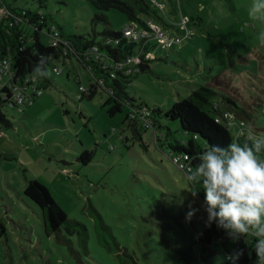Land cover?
Segmentation results:
<instances>
[{
    "label": "rangeland",
    "instance_id": "obj_1",
    "mask_svg": "<svg viewBox=\"0 0 264 264\" xmlns=\"http://www.w3.org/2000/svg\"><path fill=\"white\" fill-rule=\"evenodd\" d=\"M9 1L43 13L41 41L48 46L51 26L66 37L103 31L93 25L98 11L89 0ZM146 1L164 36H192L170 48L152 42L158 43L146 51L152 70L133 79L129 97L166 111L207 77H229L259 111L255 123L264 134V20L249 17L252 0ZM106 15L114 31L129 23L117 10ZM59 67L61 75L48 69L50 87L24 113L2 109L12 127L0 137V220L7 230L0 264H224L231 246L215 224L207 226L202 197L192 195L197 190L173 160L171 145L190 138L179 122L162 115L156 121L160 140L140 127L139 139L125 124L128 108L111 117L102 90L81 100L80 87L94 81L87 69L71 61ZM85 150L95 152L88 165L79 161ZM32 180L50 191L70 220L86 226L87 251L77 240L70 247L46 235L41 209L24 195ZM192 209L199 211L189 219Z\"/></svg>",
    "mask_w": 264,
    "mask_h": 264
},
{
    "label": "trees",
    "instance_id": "obj_2",
    "mask_svg": "<svg viewBox=\"0 0 264 264\" xmlns=\"http://www.w3.org/2000/svg\"><path fill=\"white\" fill-rule=\"evenodd\" d=\"M89 1L98 11L93 19V25L103 26V31L95 32L90 38L66 37L61 28L51 26L47 28V35L50 37L49 29L55 28L60 40L56 45L52 42L50 46L41 41V33L47 26V19L42 12L33 14L29 10L13 7L9 0L3 1V6L10 12V16L0 23V60L7 59L11 62L14 71L11 84L24 87L31 99L24 106H19L12 98L10 84L0 88V133L5 135L4 129L12 127L2 113V109L10 108L19 114L24 113L23 108L31 107L44 95V90L50 87L51 83L47 78L48 69L52 68L54 74L61 75L63 71L59 63L65 64L71 61L80 63L94 78L89 89L80 87L81 100H93L99 90H102L108 95L104 106H110L108 114L111 117L121 113L123 108H128L125 124L139 139H141L138 132L140 127L143 130H153L156 140H160L159 136L162 134L156 128V121L162 115L172 121H178L182 131L190 138L184 144L171 145V150L174 162L175 159L178 160V163H175L186 175L199 163L198 154L212 145L225 147L236 142L242 146H251L257 138L264 137L263 130L255 123L256 114L259 111L254 108V103L242 97L229 77H207V84L196 85L187 98L174 103L166 111L161 108H151L143 102L137 103L135 99L130 98L126 89L130 87L133 79L146 75L152 70L146 51H149L152 45L155 47L158 43L161 45V42L154 40L158 43H148L146 50L143 49V43L130 42L125 39L122 32L111 29L106 13L117 10L126 15L129 22H138L142 29H146V23L152 20L154 10L146 0ZM191 36L192 34L188 33V36L181 38L182 43L177 45L181 46L183 41ZM134 46H140L138 53L133 52ZM95 48H97L96 51ZM137 55L141 58V64L132 69L126 67L128 60ZM56 69L61 70V73L57 74ZM40 92L43 94L39 95ZM144 109L151 112L152 128H146L144 125L142 114ZM261 113L264 115V109ZM94 155L95 152L85 150L79 157V161L83 165H88L93 161ZM258 155L264 158V152ZM191 184L194 189L199 190L198 193L204 201L202 185L194 182ZM24 195L41 209L45 233L48 237L56 236L70 247L75 243L74 240H77L76 243L80 248L88 250L89 232L86 226L70 220L44 185L38 181H28ZM100 226L116 243L110 229L102 219ZM218 230L221 229L215 225V231L218 232ZM208 233L205 239L210 241L211 231ZM221 233L226 236L223 230ZM6 234V226L0 220V240ZM226 238L227 244L231 246L230 253L243 252L238 264H256L253 238L248 237L245 240L241 238L238 242L231 241L227 236ZM100 243L103 244L101 237ZM224 264H230V262L226 260Z\"/></svg>",
    "mask_w": 264,
    "mask_h": 264
},
{
    "label": "clouds",
    "instance_id": "obj_3",
    "mask_svg": "<svg viewBox=\"0 0 264 264\" xmlns=\"http://www.w3.org/2000/svg\"><path fill=\"white\" fill-rule=\"evenodd\" d=\"M248 15L264 20V0H252ZM260 39L264 41V31ZM262 152L264 137L251 146L212 145L198 154L199 163L187 174L188 181L202 185L207 226L215 224L233 242L253 238L256 264H264V158L258 155ZM198 192L191 193L196 197ZM197 211H189L188 218ZM242 255L234 251L226 260L238 264Z\"/></svg>",
    "mask_w": 264,
    "mask_h": 264
},
{
    "label": "built area",
    "instance_id": "obj_4",
    "mask_svg": "<svg viewBox=\"0 0 264 264\" xmlns=\"http://www.w3.org/2000/svg\"><path fill=\"white\" fill-rule=\"evenodd\" d=\"M3 1L0 0V23L4 18H8L10 16V12L7 10L5 6H3ZM146 29L141 28V24L138 22H129L122 31L126 40L134 43H143L144 48L148 43L154 42V40L160 41L161 45H164L167 48L172 47L175 44H181L182 39L177 36L166 37L162 32V29L155 24L153 20H149L146 23ZM49 35L52 38V44L56 45L60 40L58 32L55 28L49 29ZM97 48H95V51ZM141 64V58L139 55L132 57L128 60L126 67L132 69L134 66H138ZM55 72L57 74L61 73V70L56 69ZM14 79V71L11 67V62L7 59L0 60V88L5 87L10 84L12 86V98L17 102L19 106H24L29 103L28 101L31 99L30 95L25 92L24 87L21 85H12L11 81ZM43 93L40 92L39 95ZM143 121L146 128H152V121L150 119L151 112L147 109H144L143 112ZM4 134L0 133V137H3ZM175 162L178 163V160L175 159ZM183 168V166H181Z\"/></svg>",
    "mask_w": 264,
    "mask_h": 264
},
{
    "label": "crops",
    "instance_id": "obj_5",
    "mask_svg": "<svg viewBox=\"0 0 264 264\" xmlns=\"http://www.w3.org/2000/svg\"><path fill=\"white\" fill-rule=\"evenodd\" d=\"M6 137L4 136V137H2L1 139H5Z\"/></svg>",
    "mask_w": 264,
    "mask_h": 264
}]
</instances>
